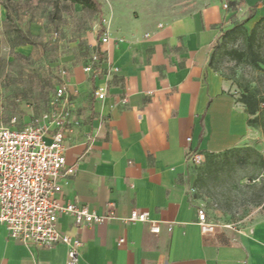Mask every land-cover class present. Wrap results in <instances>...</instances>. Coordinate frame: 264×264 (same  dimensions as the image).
I'll use <instances>...</instances> for the list:
<instances>
[{"label": "crops", "instance_id": "1", "mask_svg": "<svg viewBox=\"0 0 264 264\" xmlns=\"http://www.w3.org/2000/svg\"><path fill=\"white\" fill-rule=\"evenodd\" d=\"M204 1L190 14L144 28L118 30L112 20L108 44L99 42L97 29L89 41L102 57L99 69L87 74L94 65L81 62L64 76L78 125L65 139L67 166L76 172L62 201L106 217L82 229L69 216L59 219L60 230L82 242L75 264H264V220L237 228L207 213L214 230L203 231L190 166L193 154H222L247 142L246 107L210 62L247 10L255 9L251 24L264 17V0ZM73 8L78 16L89 9ZM34 49L25 44L16 52ZM98 89H105L104 100L96 98ZM133 211L149 212L160 233L150 222L130 221ZM68 254L64 244L13 240L0 223V264H68Z\"/></svg>", "mask_w": 264, "mask_h": 264}, {"label": "rangeland", "instance_id": "2", "mask_svg": "<svg viewBox=\"0 0 264 264\" xmlns=\"http://www.w3.org/2000/svg\"><path fill=\"white\" fill-rule=\"evenodd\" d=\"M97 1L100 10L89 8L78 16L69 0H0V110L5 122L16 119L21 129L53 113L68 69L91 61L89 41L96 29L101 43L104 33L111 40L112 20L118 30L135 23L144 28L205 5L204 0ZM247 11L238 30L218 41L210 67L238 102L245 95L259 101L258 118L241 147L190 164L197 202L217 223L237 228L264 220V21L251 24L255 9ZM25 44H32L34 51L17 53ZM234 51L243 53V60H235Z\"/></svg>", "mask_w": 264, "mask_h": 264}, {"label": "built area", "instance_id": "3", "mask_svg": "<svg viewBox=\"0 0 264 264\" xmlns=\"http://www.w3.org/2000/svg\"><path fill=\"white\" fill-rule=\"evenodd\" d=\"M227 8V5H225ZM110 41L104 33L101 44ZM94 66H86L85 73H91L102 63L100 53L93 55ZM99 100L106 97L105 89H98ZM51 115H44L27 124L23 129H14L3 122L0 110V223L7 228L11 239L25 245L52 248L64 244L69 249V263L78 261L82 246L80 239L72 237L59 228L62 216L73 218L77 229L101 224L106 217L91 212L77 203H64L62 195L70 185L76 168L68 167L65 155V139L77 121L72 119L67 84L57 90ZM16 124V119L11 122ZM204 156L193 154L191 162L200 164ZM199 224L203 231L211 232L214 225L208 220L207 211H198ZM132 222H150L151 232L160 233L157 223L150 221L149 212L133 211ZM124 239L119 241V245Z\"/></svg>", "mask_w": 264, "mask_h": 264}, {"label": "trees", "instance_id": "4", "mask_svg": "<svg viewBox=\"0 0 264 264\" xmlns=\"http://www.w3.org/2000/svg\"><path fill=\"white\" fill-rule=\"evenodd\" d=\"M69 1H71L74 4H81L85 8H97L98 10L101 9V5H100V3H98L97 0H69ZM253 18H254V16L250 17L248 19V21L250 22V20H252ZM263 21H264V17L256 22V26L260 25ZM256 26L254 27V29L251 32V35L249 37L250 39H253L255 34H256ZM238 28L239 27L237 25H235L232 29L225 32L224 36L235 33L238 30ZM231 54L234 57V59L238 60V61H241L244 58L243 53H239V52L234 51ZM213 61H214V57L212 55L210 65H212ZM241 102L245 105L246 112L250 117L248 120L249 126H251L252 124H255V122L258 118L257 114L259 113V101L253 95H245L244 97H242ZM254 116H255V118L251 119V117H254Z\"/></svg>", "mask_w": 264, "mask_h": 264}]
</instances>
